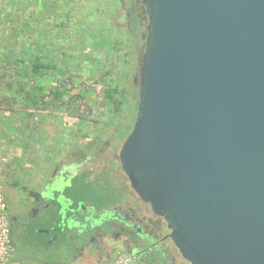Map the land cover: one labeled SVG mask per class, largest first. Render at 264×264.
<instances>
[{
    "label": "water",
    "instance_id": "95a60500",
    "mask_svg": "<svg viewBox=\"0 0 264 264\" xmlns=\"http://www.w3.org/2000/svg\"><path fill=\"white\" fill-rule=\"evenodd\" d=\"M120 166L189 264H264V0H141Z\"/></svg>",
    "mask_w": 264,
    "mask_h": 264
},
{
    "label": "flooded vegetation",
    "instance_id": "af4514ba",
    "mask_svg": "<svg viewBox=\"0 0 264 264\" xmlns=\"http://www.w3.org/2000/svg\"><path fill=\"white\" fill-rule=\"evenodd\" d=\"M119 1L125 3V0ZM128 10L131 22L127 31L142 26L140 35L144 45L146 9L141 0H132ZM51 32L49 30L46 36L47 59L55 60L62 70L61 64L64 69L66 67V62L63 63L66 48L60 53ZM84 40L89 42L88 48L79 46V51L82 48L90 59L94 52L105 51L104 58L95 56V69L77 65L76 79H64L63 82L56 77L50 83L57 90L77 82L75 86L89 92L86 95L88 101L71 104L65 98L55 103L47 99L44 120L54 116V123L59 126L53 128V132L41 134H36V128L32 126L28 135L31 150L34 141L39 139V143L45 146L43 153L50 161L51 173L41 190H31L26 200L20 198L19 209L11 212L10 193L14 189L10 190L6 185L2 187L8 201L9 239L14 264H106L117 253L127 255L129 264H189L167 237L169 230L163 217L153 214L149 205L138 198L121 169L118 154L130 131L126 130L127 124L132 121L133 125L135 110L115 115L109 105V95L104 98L105 90L108 91L114 79L111 41L99 42L94 34L81 41ZM71 56L74 54L68 55V60ZM140 58L136 60L137 72ZM133 81L138 86V73ZM132 93V102L136 106L138 87ZM99 99L102 104L97 110ZM115 122H118L117 126ZM55 129L58 132H54ZM77 141L79 149L74 148ZM31 179L35 180V177ZM81 180L84 187L79 184ZM85 192L100 193L104 196L102 199L112 198V201L97 209L83 199ZM75 200H78L77 204ZM32 234L35 238L30 241ZM65 257L70 260L62 262Z\"/></svg>",
    "mask_w": 264,
    "mask_h": 264
},
{
    "label": "rangeland",
    "instance_id": "374dc122",
    "mask_svg": "<svg viewBox=\"0 0 264 264\" xmlns=\"http://www.w3.org/2000/svg\"><path fill=\"white\" fill-rule=\"evenodd\" d=\"M20 1H23L24 6L31 9V12L28 13V22L29 31H31L29 34L33 36V40H37L39 36L41 37L43 29H45V36H47V32L50 30L52 31V36L55 37L60 53L66 48V56L74 54L69 60L68 58L66 59V64L71 68L69 71H66L68 79L76 77L77 65L95 69V56L99 59L104 58L103 55L105 51L102 52L101 50L94 52L91 59L84 55L82 48H88L89 45L88 41H81L85 36L89 38L91 34H94L95 40L98 39L99 42L102 40L111 41L109 48H111L113 57V77L116 76V78H114L115 80L117 77H120L119 81L121 83L122 80L123 86L127 89L128 97L132 94L133 99L132 92L137 90L138 87L137 82L135 83L133 81L134 76L138 73L136 60L140 58L143 52V41L140 35L142 26L137 30V28L133 27L132 22L131 27H133V31L130 33L127 31L128 24L131 22L128 8L132 0H125V3L119 1L115 7L116 10L112 7L113 0H0V52L4 51L6 48H10L17 54V51L23 45L31 43L30 37L24 32V28L18 25L20 18L11 17L6 13V8H10V6H14L17 13L21 12V9L24 7L20 8V6H16L12 3H19ZM20 34L21 36H19ZM101 36L103 38L99 40ZM130 45L135 51H133L132 55L130 54L124 57L125 53L128 52L127 47L130 48L131 52L132 48ZM79 46L82 47V51H79ZM124 59L128 60L129 65L123 64ZM61 68L62 71H64L63 64H61ZM125 70H128V75L121 78L120 73ZM100 86L104 87L103 84ZM2 91L3 90L0 89L1 97L3 95ZM1 97L0 104L4 100L5 103L9 100L6 96L5 99ZM100 101L101 99L98 100L97 110H100L102 104ZM9 103L10 102H7L6 104ZM12 125L14 126V124ZM99 125L100 123L98 126ZM115 125L117 126L118 122H115ZM15 126L17 125L15 124ZM58 126L59 124L57 125L54 123V116L50 119L45 118V120L43 119L42 122L35 127V133L53 132V128H57ZM16 128L17 127H15V130L12 132H8L3 128V124L0 121V174H6L8 172L6 180L2 178V182L6 181L9 182V184L14 182L13 185L16 186L14 190L10 188L14 195L10 193L11 200L9 201V212H11L12 209H19L22 203H18V201H20L22 197L26 200L31 190H41L42 185L47 180L52 170L49 159H47L46 155L43 153L45 151V146L42 142L39 143L40 139L39 141H34V149L31 150L32 145L30 144L29 138H27V144L22 149L17 139L19 136ZM56 131L57 129H55L54 132ZM94 131L96 132L97 130ZM95 135L96 134H94V138ZM74 148L79 149V142L75 144ZM31 177H35V180H32ZM32 182H34L35 185ZM3 184L1 185L2 187L4 186ZM98 194L95 193L93 195V201H95L97 205H99L98 198L101 195L100 193ZM108 201H112V198H108ZM6 202L8 203V201ZM69 225H71V223H69ZM32 238H35V234L31 235L30 241ZM61 260L63 262L70 260V258L65 257Z\"/></svg>",
    "mask_w": 264,
    "mask_h": 264
},
{
    "label": "trees",
    "instance_id": "16d2710c",
    "mask_svg": "<svg viewBox=\"0 0 264 264\" xmlns=\"http://www.w3.org/2000/svg\"><path fill=\"white\" fill-rule=\"evenodd\" d=\"M12 3L16 6H20V8H24L21 9V12L17 13L14 6H10V8H6V13L11 17L20 18L18 25L24 28V32L30 37L31 43L23 45L17 51V54L10 48H6L4 51L0 52V89L3 90V95L2 97L0 95V97L5 99L6 96L9 98L6 103L10 102L6 104L4 100L0 104V121L3 124V128L8 132H12L15 130V127H17L16 130L19 136L17 139L23 149L27 144V131L29 134L32 126L36 127L39 125L45 117V112L48 110V103L46 104L45 102L47 99L55 103L56 101L58 102V99L64 100L65 98L71 104H75L79 100L83 102L88 101L86 100V95H88L89 92L83 87L80 88V86H75L74 84H78L77 82H73L69 87L64 85L63 88L57 90L51 85V80H54L56 77L62 79L63 82L64 79L67 80L68 78L65 76L66 71H69L71 68L66 64L64 71H62L55 60L49 61L47 59L45 29L41 32V37L39 36L38 39L36 38L37 40H33V36L29 34L31 31H29L28 22V13L31 12V9L24 6L23 1ZM118 3L119 0H113L112 7L114 10H116L115 7ZM132 31L133 29L130 30V32ZM19 36H21V34ZM53 40L56 41L55 38H53ZM131 48L132 50L130 52V48L127 47L128 52L125 53L124 57L133 54L135 50L133 47ZM67 58L68 56L64 55L63 63L66 62L65 59ZM123 64L129 65L128 60L124 59ZM127 71L128 70H125L120 73L121 78L128 75ZM114 78H116V76ZM119 78L120 77H117L116 80H112V86H109L108 91L105 90L104 94V97L109 95V105L113 107L115 115H119L120 113L123 114L126 111L133 112L136 108L132 102V94L128 97L127 89L123 86L122 80L120 83ZM79 88L81 90H79ZM12 124H14V126ZM15 124L17 126H15ZM131 127L132 121L127 124L126 130L129 131ZM79 184L84 187L83 180H81ZM94 194L95 193L89 194L85 192L83 199L89 204L91 203L92 206H96L97 209H100L103 204L109 202L108 198L102 199L104 196L101 194L98 198L99 205H97V203L93 201ZM77 203L78 200H75V204ZM41 236L44 237L45 235ZM43 245L46 246L45 242H43Z\"/></svg>",
    "mask_w": 264,
    "mask_h": 264
},
{
    "label": "built area",
    "instance_id": "2783aa9c",
    "mask_svg": "<svg viewBox=\"0 0 264 264\" xmlns=\"http://www.w3.org/2000/svg\"><path fill=\"white\" fill-rule=\"evenodd\" d=\"M6 197L0 185V264H14L12 259V247L9 239V225ZM106 264H129V257L117 253L115 258Z\"/></svg>",
    "mask_w": 264,
    "mask_h": 264
},
{
    "label": "crops",
    "instance_id": "0c3cea01",
    "mask_svg": "<svg viewBox=\"0 0 264 264\" xmlns=\"http://www.w3.org/2000/svg\"><path fill=\"white\" fill-rule=\"evenodd\" d=\"M27 135H29V134H28V131H27ZM7 174H8V172H7L6 174H2V173L0 174V185H2V184L4 183V184H3L4 186L6 185V186L10 187L11 189H16V188H15L16 186L13 185L14 182L11 183V184H9V182H6V181L2 182V178H3L4 180H6V178H7ZM4 175H5V176H4ZM1 183H2V184H1ZM10 185H13L14 187H13V186H10ZM1 187H2V186H1Z\"/></svg>",
    "mask_w": 264,
    "mask_h": 264
}]
</instances>
